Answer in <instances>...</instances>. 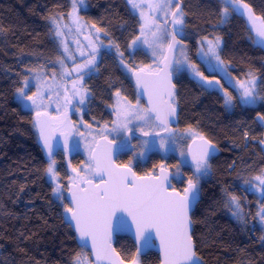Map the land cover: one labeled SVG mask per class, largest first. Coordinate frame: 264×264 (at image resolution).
I'll return each instance as SVG.
<instances>
[{
  "label": "snow or ice",
  "instance_id": "snow-or-ice-1",
  "mask_svg": "<svg viewBox=\"0 0 264 264\" xmlns=\"http://www.w3.org/2000/svg\"><path fill=\"white\" fill-rule=\"evenodd\" d=\"M82 2L72 0L67 22L63 14L49 18L59 73L53 70L49 77L43 65L29 69L35 91L29 94L27 76L16 90L23 110L34 113L31 123L49 157L46 173L55 181L52 191L61 208L60 218L76 234L79 251L72 254L70 264H141V253L151 247H158L160 264H205L198 256L194 216L201 181L210 176L219 149L198 128L174 126L178 123L177 84L185 77L195 81L202 92L220 95L225 111L231 112L236 107L254 110L264 104V80L252 69L243 78L234 76L230 61L222 55L218 35L199 41V63L193 61L184 42L183 0H127L138 19V33L127 45L129 55L147 54L151 62L129 63L120 45L110 40L106 50L111 53L115 49L125 79L134 81V98L117 89L111 106L114 119L102 126L97 121L96 128L81 119L85 131H80L70 113L73 109L81 112L92 95L85 78L99 71L97 57L105 47L100 33L108 35L104 28L88 24L80 16ZM234 16L246 20L249 33H254L250 40L264 50V15H257L246 0H221L220 23L227 24ZM69 35L83 36L87 44L74 39L76 48L72 50ZM257 122L264 127V112H257ZM74 133L81 138L87 159L79 166L69 160L72 175L65 189L55 169L53 142L62 137L63 153L70 155L80 147L79 142L75 146L70 143ZM244 135L247 138V132ZM260 143L264 144V139ZM125 152L132 159L118 162V154ZM153 152L164 157L174 153L177 163L161 162L142 173L134 170L133 160L147 159ZM185 169L191 174L183 181ZM176 179L186 186L177 189ZM240 187L258 196L262 205L259 223L264 229V167L244 178ZM223 203L238 223L247 225L239 196L226 191ZM123 234L130 235L136 246L129 260L114 246Z\"/></svg>",
  "mask_w": 264,
  "mask_h": 264
},
{
  "label": "trees",
  "instance_id": "trees-1",
  "mask_svg": "<svg viewBox=\"0 0 264 264\" xmlns=\"http://www.w3.org/2000/svg\"><path fill=\"white\" fill-rule=\"evenodd\" d=\"M246 2L257 15H264V0ZM85 6L80 16L88 24L105 29L107 36L100 33L105 46L115 41L129 63L151 62L147 54L129 55L127 45L138 33V19L127 0H85ZM183 7L187 24L184 42L193 61L199 63V41L218 35L222 38V55L230 61L234 76L243 78L252 69L264 80V50L250 40L254 33H249L245 19L234 16L221 24V0H183ZM70 10L71 0H0V264H70L72 254L79 251L73 230L60 218L61 208L46 173L49 161L31 123L34 115L24 111L16 99V90L28 77L29 69L43 65L48 74L53 70L58 73L49 18L57 14L66 17ZM97 66L99 71L85 81L92 93L86 119L103 124L114 119L111 106L117 89L134 98V81L125 79L114 52L103 51ZM176 91L177 127L198 128L219 149L210 176L201 181V199L195 210L198 256L205 264H264L259 200L240 187L244 178L264 167V144L260 143L264 127L257 122V112H264V104L254 110L236 107L226 112L220 95L202 92L187 77L177 84ZM129 155L123 153L118 162L127 163ZM177 160L173 155L164 159L152 153L146 162H137L134 170L142 173L161 162L173 165ZM170 170L175 172V168ZM190 174L185 169L182 180ZM67 178L62 174L64 184ZM182 180H173L177 189L186 186ZM226 191L240 197L246 226L224 206ZM115 247L126 260L136 250L127 236L119 237ZM140 261L160 264L155 252L140 256Z\"/></svg>",
  "mask_w": 264,
  "mask_h": 264
},
{
  "label": "rangeland",
  "instance_id": "rangeland-1",
  "mask_svg": "<svg viewBox=\"0 0 264 264\" xmlns=\"http://www.w3.org/2000/svg\"><path fill=\"white\" fill-rule=\"evenodd\" d=\"M71 2H72V0H71ZM85 0H83V2H82V5H81V7H80V12H81V10H83V9H85ZM71 11V10H70ZM65 22H67V16L65 17ZM74 39H78L79 41H80V43H81V45H84V44H87V41H85L84 39H83V36H73V35H69V37H68V42H69V46H70V48L72 49V50H75V48H76V44L73 42V40ZM107 49V46H105V47H102L101 48V50H100V52L102 53L103 51H105ZM107 51V50H106ZM130 51V50H129ZM111 52H114L115 53V49H112V51ZM150 56V55H149ZM76 58H77V60H79V59H81L80 57H79V53L77 52L76 53ZM100 58H101V54H100V56H98L97 57V65H98V63H99V61H100ZM150 58H151V56H150ZM69 64H71V61H69L68 62ZM58 67V66H57ZM59 71H60V69H59V67H58V73H59ZM32 73L30 72L29 73V75H28V78H29V89H30V91H29V94H31V91H35V80L34 79H32ZM49 75V77H51V75L50 74H48ZM88 79V77H86L85 78V81ZM17 95L18 94H16V99H17V101L19 102V104L22 106V103H21V101L20 100H18V98H17ZM123 95V94H122ZM89 100H90V98H89ZM89 100L86 102V104L84 105V106H81V112H76L75 111V109H73L72 110V112L70 113V115H71V118L76 122V125H77V127H79L80 128V131H85V129L83 128V126H82V124H81V119H83V121H85L86 123H88L87 121H86V119H85V114H86V112H87V110H88V104H89ZM114 102H115V97H114ZM24 103H30V102H24ZM54 107V106H53ZM33 115H34V113H32ZM89 124H92L93 125V128H96L97 127V123L95 122V123H89ZM103 124H100V126H102ZM77 142H79L80 143V147H79V149L78 150H74L72 153H71V155H76V161H79V158L81 157V163H80V165L81 164H83L85 161H86V159H87V156H86V153L84 152V150H83V142L81 141V138L78 136V135H76L75 133L71 136V138H70V143L71 144H73V146H75L76 145V143ZM153 153H158V152H153ZM152 154V153H151ZM158 154H160V155H162V157L164 158V159H167L170 155H173V156H175L176 157V155L174 154V153H170L167 157H164L163 156V154L162 153H158ZM130 158L132 159V157L130 156ZM149 158V157H148ZM147 158V159H148ZM178 158V157H177ZM147 159H144V160H133V166H135V164L137 163V162H142V163H144V162H146V160ZM49 164V163H48ZM173 172V171H172ZM59 176V175H58ZM47 178H48V180L50 181V183L52 184V186H53V188L55 187V181H53L48 175H47ZM180 180V179H179ZM59 182L61 183V184H63L64 186H65V189L67 188V185H68V178H67V182H66V184H64V181H63V179H62V177L61 176H59ZM66 190H65V192H64V195H66ZM257 198H258V196H257ZM56 199V198H55ZM258 200H259V198H258ZM262 207V205H261V202H260V200H259V202H258V211H259V209ZM244 213V212H243ZM258 223H259V216H258ZM259 225H260V223H259ZM261 226V225H260Z\"/></svg>",
  "mask_w": 264,
  "mask_h": 264
},
{
  "label": "flooded vegetation",
  "instance_id": "flooded-vegetation-1",
  "mask_svg": "<svg viewBox=\"0 0 264 264\" xmlns=\"http://www.w3.org/2000/svg\"><path fill=\"white\" fill-rule=\"evenodd\" d=\"M85 119H86V114H85ZM86 121L88 123H91L89 122L87 119ZM135 143V142H134ZM126 153V152H125ZM129 154V153H128ZM122 155V154H121ZM131 156V155H129ZM54 159L56 161V164H55V169L58 173L59 176L62 177V174H65L67 177H69L70 175H72L71 173V169L69 167V160H71V163L72 165L74 166H79L80 165V159L81 157L79 158V161H76V155H66L63 153V150H60L55 156H54ZM48 161V160H47Z\"/></svg>",
  "mask_w": 264,
  "mask_h": 264
},
{
  "label": "water",
  "instance_id": "water-1",
  "mask_svg": "<svg viewBox=\"0 0 264 264\" xmlns=\"http://www.w3.org/2000/svg\"><path fill=\"white\" fill-rule=\"evenodd\" d=\"M177 122H179V113H178V111H177ZM177 125H178V123H177ZM177 125H174V126H177ZM53 143H54L53 158H54V156H55L60 150H62L63 138L57 136V137H56V140H55ZM41 146H42V142H41ZM42 150H43V153H44V156H45L46 160L49 161V157H48V155H47V153H46V150H44L43 148H42ZM217 153H218V151H217ZM217 153H216V154H217ZM121 154H123V153L118 154V157H119ZM67 195H68V193L66 192V195H65V196H67ZM200 199H201V196L199 197L198 204H199V202H200ZM74 234H75V233H74ZM121 236H127V237H129V238L133 241V238H132L130 235H128V234L120 235V237H121ZM75 237H76V234H75ZM114 239H115V238H114ZM76 241H77V240H76ZM115 243H116V242H115ZM115 243H114V246H115ZM133 243H134V241H133ZM156 243L158 244V241H157ZM134 245H135V244H134ZM135 247H136V246H135ZM149 252H155V253H157V254L159 255V258H160V261H161V254H160V252H159L158 247L147 248L146 250H144V251L141 253V256H145V255L148 254ZM90 255H91V254H90Z\"/></svg>",
  "mask_w": 264,
  "mask_h": 264
}]
</instances>
